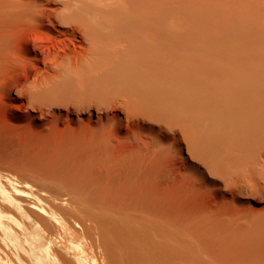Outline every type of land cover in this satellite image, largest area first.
I'll return each mask as SVG.
<instances>
[{"label": "rangeland", "instance_id": "rangeland-1", "mask_svg": "<svg viewBox=\"0 0 264 264\" xmlns=\"http://www.w3.org/2000/svg\"><path fill=\"white\" fill-rule=\"evenodd\" d=\"M158 12L163 54L188 60L196 74L202 62L214 72L217 64H251L264 73V0H158ZM64 39L49 46L73 48ZM5 53L1 47L0 194L37 200L48 217L20 222L28 253L3 244L9 264H264V193L239 192L192 158L194 132L185 124L161 134L126 120L124 99L102 95L84 67L54 79L56 100L30 98L44 65L25 56L11 68ZM194 79L195 87L204 81Z\"/></svg>", "mask_w": 264, "mask_h": 264}, {"label": "bare ground", "instance_id": "bare-ground-1", "mask_svg": "<svg viewBox=\"0 0 264 264\" xmlns=\"http://www.w3.org/2000/svg\"><path fill=\"white\" fill-rule=\"evenodd\" d=\"M134 1L0 0V48L11 68L23 64L25 56L44 65L45 74L28 89L30 98L56 100L54 79L84 67L96 73L102 95L124 99L126 120L152 123L149 132L159 127L161 134L185 124L194 132L192 158L239 192L264 193V73L251 64H217L214 72L202 62L196 74L188 60H177L169 50L163 54L158 0L148 6L138 0L140 8ZM64 38L73 48L49 46ZM184 50L181 55L188 59L189 46ZM194 77L203 79L202 85L195 87ZM0 195V247L10 243L28 253L19 243L25 233L21 223H45L48 217L38 212L37 200ZM50 207L61 210L55 203ZM9 262L0 250V264Z\"/></svg>", "mask_w": 264, "mask_h": 264}]
</instances>
